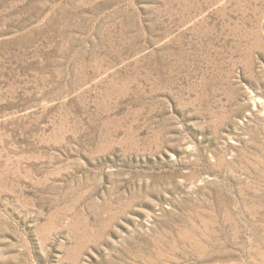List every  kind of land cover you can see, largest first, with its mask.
Masks as SVG:
<instances>
[{
  "label": "rangeland",
  "instance_id": "rangeland-1",
  "mask_svg": "<svg viewBox=\"0 0 264 264\" xmlns=\"http://www.w3.org/2000/svg\"><path fill=\"white\" fill-rule=\"evenodd\" d=\"M0 264H264V0H0Z\"/></svg>",
  "mask_w": 264,
  "mask_h": 264
}]
</instances>
